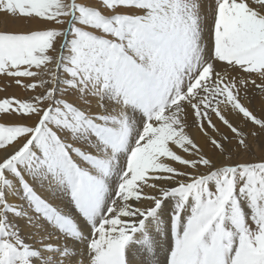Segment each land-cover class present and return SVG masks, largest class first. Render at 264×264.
<instances>
[{
    "label": "snow or ice",
    "instance_id": "6c2138e0",
    "mask_svg": "<svg viewBox=\"0 0 264 264\" xmlns=\"http://www.w3.org/2000/svg\"><path fill=\"white\" fill-rule=\"evenodd\" d=\"M0 16V264H264V0Z\"/></svg>",
    "mask_w": 264,
    "mask_h": 264
},
{
    "label": "rangeland",
    "instance_id": "374dc122",
    "mask_svg": "<svg viewBox=\"0 0 264 264\" xmlns=\"http://www.w3.org/2000/svg\"><path fill=\"white\" fill-rule=\"evenodd\" d=\"M19 24H20V22H18V21H13L7 17L0 16V30H4L5 28H8L9 30H11V29L18 27ZM33 26H36V25L33 24ZM13 94L22 95L20 90L15 89V88H10L7 93L0 92V96L13 95ZM260 107H261V105H260L259 100L253 101V103L250 105V108L254 112H256L257 114H259ZM256 148H257V152L259 153V146L256 145Z\"/></svg>",
    "mask_w": 264,
    "mask_h": 264
},
{
    "label": "bare ground",
    "instance_id": "6f19581e",
    "mask_svg": "<svg viewBox=\"0 0 264 264\" xmlns=\"http://www.w3.org/2000/svg\"><path fill=\"white\" fill-rule=\"evenodd\" d=\"M199 139V137H197Z\"/></svg>",
    "mask_w": 264,
    "mask_h": 264
}]
</instances>
